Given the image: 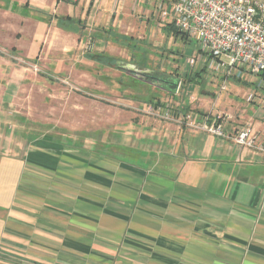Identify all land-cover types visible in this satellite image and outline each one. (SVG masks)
<instances>
[{
	"label": "crops",
	"instance_id": "crops-1",
	"mask_svg": "<svg viewBox=\"0 0 264 264\" xmlns=\"http://www.w3.org/2000/svg\"><path fill=\"white\" fill-rule=\"evenodd\" d=\"M160 2L0 0V43L25 53L12 37L30 33L37 12L39 31L55 28L66 41L75 40L73 49L82 58L72 73L79 81L97 77L112 84L104 72L118 69L92 55L114 56L107 46L116 44L111 31L127 35L143 16L148 23L159 19ZM7 16L15 23L5 21ZM68 17L80 21L77 31L59 25V18ZM162 22L172 35L173 24ZM128 50L133 63H140L139 51ZM120 72L118 82L124 83ZM133 76L128 79L134 86L149 84H137ZM17 80L15 64L0 54V264H264L261 156L228 139L137 113L116 120L101 142L33 136L25 125L17 126L9 109ZM130 91L132 101L142 98ZM169 98L183 101L181 111L204 116L192 110L188 97ZM228 98L216 106L245 110L226 131L252 124L264 137V108L247 99L238 106ZM190 99L201 107L209 95L193 93Z\"/></svg>",
	"mask_w": 264,
	"mask_h": 264
},
{
	"label": "rangeland",
	"instance_id": "rangeland-1",
	"mask_svg": "<svg viewBox=\"0 0 264 264\" xmlns=\"http://www.w3.org/2000/svg\"><path fill=\"white\" fill-rule=\"evenodd\" d=\"M37 15L36 12L32 17L30 33L16 31L12 37L15 41L14 44L27 50L25 53L15 52L9 48L10 46L7 47L12 43H4L5 45L0 43L1 56L15 64L19 77L15 87L14 100L11 101L9 109L15 111V122L21 129L25 125L33 136L48 133L63 140L73 138L85 141L86 138H94L91 140L101 142L106 136L104 132L114 130L115 121H119L120 117L124 118L125 115L131 116L130 113L162 121L150 114L153 104L145 103V101H156L157 99L173 111L177 109L179 103L183 104L182 100L172 102L169 98L170 92L152 83L148 82L149 84L141 87L134 86L128 79L132 75L127 72H124L125 84L119 83L120 70L104 72V77L107 80H113L112 84H109V81L102 83L97 77L92 80V83L79 81L72 73L76 61L82 58L79 48L73 49L72 44L76 45L75 40L66 41L63 39L62 33L55 28L39 31ZM143 17L137 22V28L133 30V33L127 30V33L130 34H122L127 37V41L119 39L118 36L122 35L112 30L111 34H114L116 44L111 42V45L107 44L112 54L124 60L126 66L131 65L132 59L136 57L132 55V51L128 50L131 48L126 47L127 49H125L118 45L135 44L136 51H143L142 53L137 51V58L142 62L146 61L148 69L158 75L164 78L172 76L179 79L181 85L177 94L181 97H188L192 110H201L202 115L227 113L232 115L233 119H237L236 114L240 115L241 111L245 110L243 107L239 111L235 110L233 114L216 105L229 97L238 106H244L246 105L244 103L247 99L246 95L249 96L256 91L259 95L261 94V98L254 102V105L264 108V90L258 88L259 78L250 77L247 81L241 82L230 80L227 90L220 94L218 85L222 79H218L210 71L203 74L202 71H206L207 67L204 66L202 60L196 61L194 65L188 62L202 54L198 43L187 38L183 40L172 33L169 36L165 32L167 30L165 26L168 23H163L160 17L156 18L157 20L153 17L150 23L146 22V16ZM4 20L15 23L14 20H10L9 16ZM170 29V32L174 31L173 28L170 27ZM197 73L201 76H196ZM133 78L135 80L132 81L137 84V81H142L136 76ZM95 80L96 82H94ZM193 80L198 85L194 84ZM253 81L256 83L254 84ZM120 87L124 92H120ZM130 90L142 98L133 101L127 98V96L130 97ZM193 93L197 97L202 93L209 95L207 104L200 107L198 100L193 99L192 101L190 97ZM157 96L161 98L158 99ZM254 109L252 108L248 112L249 116L253 115L251 113L254 112ZM162 122L186 129L172 121L163 120ZM113 135L111 139L114 141L116 137Z\"/></svg>",
	"mask_w": 264,
	"mask_h": 264
},
{
	"label": "built area",
	"instance_id": "built-area-1",
	"mask_svg": "<svg viewBox=\"0 0 264 264\" xmlns=\"http://www.w3.org/2000/svg\"><path fill=\"white\" fill-rule=\"evenodd\" d=\"M160 1L161 19L168 20L200 47L202 54L190 59L189 64L202 60L207 67L205 72L210 71L222 79L218 85L220 94L227 90L230 80L247 81L250 77L259 78L258 88L264 90V0ZM260 98L261 94L256 91L247 100L254 103ZM152 108L150 114L162 121H172L189 130L228 139L239 149L253 151L264 159V137L252 124L229 133L225 126L233 117L227 113L176 115L175 110L167 105H152Z\"/></svg>",
	"mask_w": 264,
	"mask_h": 264
},
{
	"label": "trees",
	"instance_id": "trees-1",
	"mask_svg": "<svg viewBox=\"0 0 264 264\" xmlns=\"http://www.w3.org/2000/svg\"><path fill=\"white\" fill-rule=\"evenodd\" d=\"M59 25L60 26H63V28L69 31H77L78 30V26L80 24V21H76L74 19H71V18H66V19H63V18H59ZM171 28L174 29V31L172 32V34H174L175 36L177 37H180L182 38L183 40H185V36L180 33L178 30H176V28H174L173 25H171ZM112 33V31H111ZM119 39L123 40L124 42L127 41V37L126 36H118ZM126 46L128 48H136L135 45L131 44V43H128L126 44ZM92 58L96 59L97 62H99L100 64L104 65V66H107V67H110V68H113V69H118V70H122L121 69V66L122 64L121 63H125V61H122L114 56H111V55H107V54H99V55H92ZM133 65L137 66L138 68L142 69V70H148L149 67H147L146 65V61H141L140 63H132ZM150 70V69H149ZM204 71V70H203ZM205 72V71H204ZM158 74V73H157ZM200 75L199 73L196 74V76ZM241 82V81H239ZM145 103H150V104H153L155 105L156 107H165V104L164 103H161L159 100L156 99V101H145ZM188 110V108H187ZM188 111H181V109H176L175 110V113L176 115H180V114H186L188 113Z\"/></svg>",
	"mask_w": 264,
	"mask_h": 264
},
{
	"label": "water",
	"instance_id": "water-1",
	"mask_svg": "<svg viewBox=\"0 0 264 264\" xmlns=\"http://www.w3.org/2000/svg\"><path fill=\"white\" fill-rule=\"evenodd\" d=\"M121 69L124 72L130 73L139 79H141L144 82H149L154 85H156L159 88L165 89V91L170 92L171 94H177L181 85V82L179 79H176L172 76H167L165 79H157L155 78L154 74H157L156 72L152 70H142L138 68L137 66L131 64L127 65L125 63H121ZM158 75V74H157Z\"/></svg>",
	"mask_w": 264,
	"mask_h": 264
},
{
	"label": "flooded vegetation",
	"instance_id": "flooded-vegetation-1",
	"mask_svg": "<svg viewBox=\"0 0 264 264\" xmlns=\"http://www.w3.org/2000/svg\"><path fill=\"white\" fill-rule=\"evenodd\" d=\"M155 75V78L157 79H165L163 76H160V75H157V74H154Z\"/></svg>",
	"mask_w": 264,
	"mask_h": 264
}]
</instances>
